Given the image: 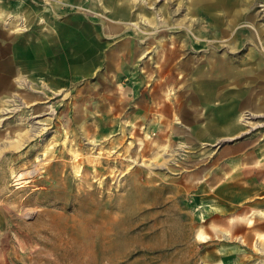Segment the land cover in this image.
Listing matches in <instances>:
<instances>
[{
  "label": "rangeland",
  "instance_id": "rangeland-1",
  "mask_svg": "<svg viewBox=\"0 0 264 264\" xmlns=\"http://www.w3.org/2000/svg\"><path fill=\"white\" fill-rule=\"evenodd\" d=\"M234 1L0 0V264H264V0ZM83 10L109 33L62 63Z\"/></svg>",
  "mask_w": 264,
  "mask_h": 264
},
{
  "label": "crops",
  "instance_id": "crops-1",
  "mask_svg": "<svg viewBox=\"0 0 264 264\" xmlns=\"http://www.w3.org/2000/svg\"><path fill=\"white\" fill-rule=\"evenodd\" d=\"M71 1H72V3H76V0H71ZM81 1L82 0H77V3H80ZM55 6L57 9H60L61 8V7H59L60 2L59 3L57 2L55 4ZM72 14H73V16L70 20L71 28H70V31L68 32V34L65 36H62L59 31H57V33H56V36L58 39V43L56 46H58L62 50V55H61L60 61L62 63H65V64L71 63L73 65L76 62V61L74 62V59L76 57V52H74V50L75 51L78 50L79 51L78 53H80V51L82 49V52L79 55V57H81L80 62L81 63H84V62L89 63V62H87V60L90 61V54H91L90 49H91L92 38H93V40H96L97 36L99 38H102V37L104 38L105 35L109 32L107 31L106 28H104V27L102 28V24H101L102 21H100V19L98 20L96 18H93V20H91V18L89 16L91 14V12L89 10H86V11L83 10L82 12H77V13L72 12ZM92 22H93V26H92ZM115 26H117V27H115ZM91 27H92L93 31L96 32V35L93 37L90 34V32L92 31ZM107 27H108L109 31H111V30L115 31L116 29L119 31L122 29V25H120V23L118 24V22H114L113 25H111V23H110V24H108ZM98 40H100V39H98ZM76 47H78V48L76 49ZM81 54H82V56H81ZM58 57H59V55H58ZM54 58H56V57H54ZM72 67H70L66 70L67 71L71 70ZM197 104H199V103H197ZM189 105H191V104H189ZM200 106L205 108L206 104H200ZM194 110H195L194 111L195 114H194L193 118L195 121H197V117H199L200 115L197 112L196 108ZM210 118L207 121H205L204 124L205 123H211V122H209ZM200 134L202 136L206 137V139H208V140H213L215 137V136L213 137L214 134L211 131V129L209 128L208 124H206V128H202Z\"/></svg>",
  "mask_w": 264,
  "mask_h": 264
},
{
  "label": "bare ground",
  "instance_id": "bare-ground-1",
  "mask_svg": "<svg viewBox=\"0 0 264 264\" xmlns=\"http://www.w3.org/2000/svg\"><path fill=\"white\" fill-rule=\"evenodd\" d=\"M245 0H235L234 2L236 3V4H238V3H242V2H244ZM227 3H229L230 4V2L229 1H227ZM210 5V4H209ZM212 6V5H211ZM221 9V8H220ZM129 10V6L128 7H125V11H128ZM128 13H125L124 15H127ZM123 15V16H124ZM115 27H117V26H115ZM219 32V31H218ZM223 32H226V31H223ZM246 32H248V30H246ZM259 31H256V34H258L259 35V33H258ZM217 34V33H216ZM231 39V38H230ZM185 45V44H184ZM261 69V68H260ZM256 78V77H255ZM230 85V84H229ZM249 87V86H248ZM199 91V90H198ZM202 92V91H201ZM205 93H203L202 92V96H204L205 97ZM252 95V94H251ZM251 95H249V96H247V101L245 102V106H249L250 108H252L254 111H259L260 110V108H264V107H260V103H261V100L259 101V103H257V104H255V105H253L254 104V101H253V99H254V95H252V97H251ZM207 97V96H206ZM255 99H257V100H259V98H255ZM201 104V103H200ZM253 105V106H252ZM242 115L241 114H238L237 116H235V118H228V117H217V121L219 122V123H221L222 124V126H224V128L220 131V132H217V135L219 134L220 136H225V137H231V136H233V135H235V134H237L238 133V131L241 129V125L242 124H240L239 122H240V117H241ZM215 120V121H216ZM206 133V132H205ZM204 134V133H203ZM218 139V138H217ZM221 139V138H220Z\"/></svg>",
  "mask_w": 264,
  "mask_h": 264
}]
</instances>
